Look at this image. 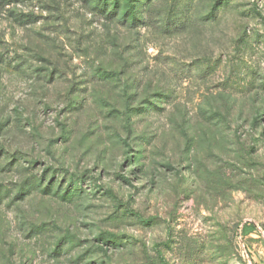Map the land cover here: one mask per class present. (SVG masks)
I'll return each mask as SVG.
<instances>
[{
	"label": "rangeland",
	"instance_id": "rangeland-1",
	"mask_svg": "<svg viewBox=\"0 0 264 264\" xmlns=\"http://www.w3.org/2000/svg\"><path fill=\"white\" fill-rule=\"evenodd\" d=\"M118 1L0 0V264H264V0Z\"/></svg>",
	"mask_w": 264,
	"mask_h": 264
},
{
	"label": "trees",
	"instance_id": "trees-1",
	"mask_svg": "<svg viewBox=\"0 0 264 264\" xmlns=\"http://www.w3.org/2000/svg\"><path fill=\"white\" fill-rule=\"evenodd\" d=\"M105 0H103L104 2ZM124 1L123 2V8L121 10V13H122V16L125 18V19H128L130 20L132 23H135L136 21H139L138 20V15H139V12L138 10L133 6V3L135 2V0H122ZM121 2L120 0L117 2V5H119ZM121 7V6H120ZM52 178V177H51ZM51 181L50 182H54V178L53 180L50 179ZM42 181V180H41Z\"/></svg>",
	"mask_w": 264,
	"mask_h": 264
}]
</instances>
